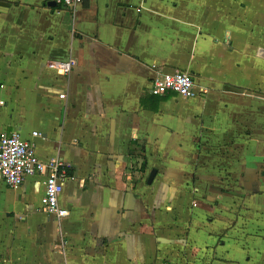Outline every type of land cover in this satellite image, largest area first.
I'll use <instances>...</instances> for the list:
<instances>
[{
    "label": "crops",
    "instance_id": "crops-1",
    "mask_svg": "<svg viewBox=\"0 0 264 264\" xmlns=\"http://www.w3.org/2000/svg\"><path fill=\"white\" fill-rule=\"evenodd\" d=\"M154 66L199 96L153 95ZM11 133L68 164L69 214L0 175V264H264V0H0Z\"/></svg>",
    "mask_w": 264,
    "mask_h": 264
},
{
    "label": "built area",
    "instance_id": "built-area-1",
    "mask_svg": "<svg viewBox=\"0 0 264 264\" xmlns=\"http://www.w3.org/2000/svg\"><path fill=\"white\" fill-rule=\"evenodd\" d=\"M84 0H58L65 7H75ZM74 60H53L48 67L68 74L74 65ZM152 77L150 92L162 96L175 92L183 97L199 96L195 88L192 75L184 70L162 71L157 66ZM34 136L41 133L34 131ZM68 164L59 157L47 160L41 159L32 141L24 139L19 133L5 134L0 137V175L6 184L12 188H19L28 176L39 175L44 177L45 192L42 196V210L58 219L69 214L66 207L60 202V196L69 178Z\"/></svg>",
    "mask_w": 264,
    "mask_h": 264
},
{
    "label": "water",
    "instance_id": "water-1",
    "mask_svg": "<svg viewBox=\"0 0 264 264\" xmlns=\"http://www.w3.org/2000/svg\"><path fill=\"white\" fill-rule=\"evenodd\" d=\"M53 3L55 4L56 1H53ZM156 174V169H153L149 175V182H152V180L154 179V176Z\"/></svg>",
    "mask_w": 264,
    "mask_h": 264
}]
</instances>
